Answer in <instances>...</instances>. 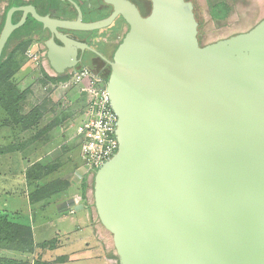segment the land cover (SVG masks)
Segmentation results:
<instances>
[{"label":"water","instance_id":"water-1","mask_svg":"<svg viewBox=\"0 0 264 264\" xmlns=\"http://www.w3.org/2000/svg\"><path fill=\"white\" fill-rule=\"evenodd\" d=\"M63 1L70 17L11 8L0 59L28 15L49 30L47 59L59 74L76 70L86 49L101 55L76 32L102 36L119 16L129 26L104 57L118 148L93 181L120 264H264V18L201 45L191 0H150L146 16L103 0L113 12L94 21Z\"/></svg>","mask_w":264,"mask_h":264},{"label":"rangeland","instance_id":"rangeland-1","mask_svg":"<svg viewBox=\"0 0 264 264\" xmlns=\"http://www.w3.org/2000/svg\"><path fill=\"white\" fill-rule=\"evenodd\" d=\"M191 1L195 5L196 16L200 21L199 40L201 45L248 31L264 18V0ZM83 11L85 19H91L95 14L85 6H83ZM145 12L149 13V8H146ZM127 29L126 27L121 31L120 36H116L117 33H114L115 31L119 32L118 28L114 29V26L106 28L104 32L110 31L106 32V34L112 33L108 40L114 45H118ZM20 36L21 39H24L23 41H26V37L30 36L28 25L21 30ZM16 41V38L11 41L3 59L10 55ZM39 47L42 48V45L40 44ZM45 55L44 50H37L36 44L30 42L26 45V49L22 48L13 57L14 62L11 69H14V72L10 80L20 90H27V95L20 105L21 111L25 113L39 108L43 112V116L35 126L23 132L20 126L7 123V114L0 106V150H2L0 153V211L5 210L12 216L15 214V218L21 223L31 220L27 196L34 186L28 184L25 174L28 167L40 163L43 166L54 165L56 167L40 181L42 185L56 180L64 183L67 181L68 187L70 186L73 192H79L82 196V182L86 179V198L81 197V201L86 205V208L90 209L96 223L101 225L94 205L93 181L96 172L89 171L87 167L83 166L81 142L74 138L67 141L70 134L71 137L75 135L76 129L84 117V109L89 100L88 94L82 90L81 86L72 82L76 71L69 69L64 74L56 73ZM82 68L79 67L77 71ZM91 73L100 77L96 73ZM49 77L56 80H51ZM88 81L87 78L83 80L82 84L85 88L90 87ZM67 118L70 123H67ZM64 133L67 136H63ZM17 180L20 181L19 186L16 187L19 194H9L10 189H7L4 184H10L11 181ZM80 214H86V211L82 210ZM40 225L34 227L38 241L51 238L59 230L63 233L62 228L57 224H54L55 226L48 224L47 227ZM108 235V241L104 239L105 245L114 256V264H120L112 241V234ZM52 252L55 255L65 253L63 248L54 249ZM35 256V252L24 254L0 248L1 262L3 258H10L18 259L22 263L33 264L37 259H33ZM63 264L81 263L79 261L69 263L68 261Z\"/></svg>","mask_w":264,"mask_h":264},{"label":"crops","instance_id":"crops-1","mask_svg":"<svg viewBox=\"0 0 264 264\" xmlns=\"http://www.w3.org/2000/svg\"><path fill=\"white\" fill-rule=\"evenodd\" d=\"M26 113L28 112H25V114ZM67 123H70L69 119ZM27 130H23V132ZM63 136H67V134L64 133ZM74 137L75 136L71 137L70 134L67 141ZM19 184L20 181L17 180L15 182L11 181L10 184H4V186L10 189L9 194L17 195L19 193L16 187L19 186ZM27 197L31 216V220H29L27 224H30L32 227L35 244L37 246L35 250L36 256L33 259L40 258L45 262H54V264H63L68 261L69 263L79 261L81 264L115 263L114 256L107 245H105L104 241V239L108 241V234L111 233L101 222V225L96 223L90 209L86 208V205L81 201L82 196L79 192H73L72 188L69 186L60 192L51 194L49 198L41 199L34 204H31L29 196ZM82 210H85L86 214H80ZM48 224L52 226L57 224L62 228L63 233L59 230V232L56 231L51 238L38 241L36 239L34 227L38 225L47 227ZM51 241L53 244H51L50 247L44 249L39 247L42 242ZM62 248L65 253L55 255L52 252L54 249ZM59 258L62 260H57Z\"/></svg>","mask_w":264,"mask_h":264},{"label":"trees","instance_id":"trees-1","mask_svg":"<svg viewBox=\"0 0 264 264\" xmlns=\"http://www.w3.org/2000/svg\"><path fill=\"white\" fill-rule=\"evenodd\" d=\"M30 39L23 41L22 46L26 49V45L30 43ZM14 54H10L6 59L2 55L0 59V106L7 114V123L10 125L20 126L23 130H27L35 126L43 116V112L39 108H34L28 113L21 111V102L27 95V90H20L15 83L10 80L14 69H11V65L14 62ZM11 69V70H10ZM10 71V72H9ZM51 80L55 78L49 77ZM36 139V138H34ZM2 150H0V153ZM54 165L43 166L40 163H35L28 167L26 170V180L30 186H34V189L29 193V200L31 204H34L41 199H47L51 194L60 192L67 188L68 183L56 180L51 181L45 185H42L40 181L46 176V174L55 169ZM87 183L86 179L82 182V198H86ZM15 216H12L5 210L0 211V248L9 249L15 252L31 254L36 250V244L33 236V230L30 224L21 223ZM51 242H42L39 247L44 249L51 246ZM53 247V246H52ZM118 258V257H117ZM57 260H62L61 258ZM0 264H31L22 263L20 260L3 258ZM33 264H54V262H45L40 258L34 260Z\"/></svg>","mask_w":264,"mask_h":264},{"label":"flooded vegetation","instance_id":"flooded-vegetation-1","mask_svg":"<svg viewBox=\"0 0 264 264\" xmlns=\"http://www.w3.org/2000/svg\"><path fill=\"white\" fill-rule=\"evenodd\" d=\"M75 1L80 6L83 13V20L85 21H94V20L106 18L113 12V7L105 4L103 0H75ZM122 1L126 4L136 5L139 8L142 15L144 16L148 15L152 9V3L150 0H122ZM28 4H33L36 8L37 13L41 16H51L57 18L70 17L67 14V10L69 8L73 9V6L70 3L63 0H0V33L6 23L8 11L11 8H18L22 5H28ZM83 6L87 7L90 11L95 13L91 19L84 18ZM146 8H149V13L145 12ZM21 15H22L21 11L15 9L12 15V22L14 24H17L21 19ZM73 17H76V14H74ZM118 22L121 23L120 28L117 25ZM27 25L30 29V36L26 37L25 40L30 39L31 42H34L36 44L37 50L40 49L44 50L46 53L45 56L47 58L48 48L45 44V41L50 38L51 34L48 29H44V26L41 22L37 21L31 15L27 16V20L22 27L16 28L11 33L4 46L2 55L6 53L9 46L11 45V41L14 38H16L17 41L10 54H15L22 49V42L24 39H21L20 34H21V30ZM112 27L113 25H111L108 28H112ZM115 27L118 28L119 30V32L115 31V33H117L116 36H120V32L123 31L126 27L129 29V26L121 19L120 16L115 20ZM106 32H110V31H106ZM97 33L98 31H93L92 33L76 32L74 34L73 36L74 38L76 36L79 37V39L85 38L86 39L85 41L90 47L98 50L101 53V55L96 54L91 50L86 49L84 51L82 60L77 61L75 68L77 70L79 67L81 68L86 67L89 71L96 73L97 75L103 77V79L107 81L111 68L109 63H107V61L104 60V57H106L109 60H112L114 52L117 46L119 45V43L118 45H114L113 42L108 40V38H110L112 34H108L109 36L105 34L104 36L103 35L101 36V35H96ZM40 44L42 45V48L39 47Z\"/></svg>","mask_w":264,"mask_h":264},{"label":"built area","instance_id":"built-area-1","mask_svg":"<svg viewBox=\"0 0 264 264\" xmlns=\"http://www.w3.org/2000/svg\"><path fill=\"white\" fill-rule=\"evenodd\" d=\"M74 81L88 94V105L84 109V117L78 125L75 139L81 142L83 166L89 171L97 169L109 159L118 148L115 134L117 116L110 105L107 92V81L94 76L86 67L74 70ZM90 87L83 86V80Z\"/></svg>","mask_w":264,"mask_h":264}]
</instances>
